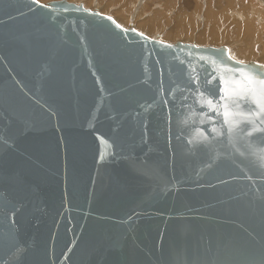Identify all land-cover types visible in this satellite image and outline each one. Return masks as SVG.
Instances as JSON below:
<instances>
[{
	"label": "water",
	"instance_id": "obj_1",
	"mask_svg": "<svg viewBox=\"0 0 264 264\" xmlns=\"http://www.w3.org/2000/svg\"><path fill=\"white\" fill-rule=\"evenodd\" d=\"M108 17L0 0V264H264V137L241 156L184 106L229 47Z\"/></svg>",
	"mask_w": 264,
	"mask_h": 264
},
{
	"label": "snow or ice",
	"instance_id": "obj_2",
	"mask_svg": "<svg viewBox=\"0 0 264 264\" xmlns=\"http://www.w3.org/2000/svg\"><path fill=\"white\" fill-rule=\"evenodd\" d=\"M36 2L38 0H33V3ZM108 19L112 20L111 17ZM116 27L121 26L116 24ZM231 59L228 49L213 50L208 57H199L211 66L203 84L197 68L189 65L186 69L190 73L188 84L195 85V88L185 86L184 91L192 95L193 101L184 106L193 108L198 105L221 117V128H213V132L226 136L227 142L243 156L244 153L237 147L239 142L244 141L251 146L256 139L264 137V65H246L237 60L234 64L238 66H233L226 62ZM170 94L175 97V92ZM187 100L188 95H184L182 104ZM257 150V166L264 171V141L257 146Z\"/></svg>",
	"mask_w": 264,
	"mask_h": 264
},
{
	"label": "rangeland",
	"instance_id": "obj_3",
	"mask_svg": "<svg viewBox=\"0 0 264 264\" xmlns=\"http://www.w3.org/2000/svg\"><path fill=\"white\" fill-rule=\"evenodd\" d=\"M49 1L53 2L60 0H38V2L41 4H47ZM66 1L70 3L78 2L85 4L84 5L85 8L91 10L97 9L100 12V14L109 15L112 18H114L116 22L123 28L127 29L130 25H133L134 28L139 33L151 39H154L157 36H159L160 41L168 44L183 42L189 44L194 43L197 45L200 44L203 46L205 45L204 47H206L207 44H208L207 46H213V47H220L223 46L224 44H227L230 45L229 49L233 51H239L236 48L237 44L239 43L238 40L239 37L238 39L235 38L237 29L234 25H232L229 34L232 37H228V40L222 41L221 43L218 42V40L213 41L215 36L210 38V36H208L207 34H201L204 33L207 27H211L210 25L213 24V28L216 27L218 33L222 35L225 34L223 32L227 31L226 29L229 27V25L233 24L232 20L230 21L228 18L224 20L222 17L223 9L224 8L226 9V7L230 6L227 3V0H222L221 2H219V0H82V1L66 0ZM250 2H253V5H251ZM231 7L233 8V10L230 12L229 16L236 15L239 9L242 10L243 8H247V13L256 14L258 17H264V0H259V1L243 0L242 2L235 3V5ZM207 9L217 12V16L213 21L208 19V16H206V11H208ZM122 18H124L126 21H122ZM215 23L217 24L215 25ZM260 39H263L262 33H260L258 36V40ZM201 40H204L203 41L204 44L202 43ZM258 40H256L255 42H257ZM254 49L256 52L259 53V55H261V47H259V42H257V45H255ZM254 55L257 54L253 53L251 57H253ZM248 58L249 57H247L246 59L249 60L250 58L249 59ZM246 59H241L240 61H245Z\"/></svg>",
	"mask_w": 264,
	"mask_h": 264
},
{
	"label": "bare ground",
	"instance_id": "obj_4",
	"mask_svg": "<svg viewBox=\"0 0 264 264\" xmlns=\"http://www.w3.org/2000/svg\"><path fill=\"white\" fill-rule=\"evenodd\" d=\"M221 1L222 0H219V2H221ZM242 1L243 0H227V3L230 6L226 7V9L224 8L225 10L223 9L222 17H223L224 20L227 19V18L230 21L232 20L233 24L229 25V27L226 29L227 30L226 32H223L225 34L220 35L218 33L216 27L213 28V24L210 25L211 27H207V29H205L204 33H201V34H207L208 36H210V38L215 36L213 41H217L218 40V42L221 43L222 41L228 40V37H232L229 34H230V29H231L232 25H234L236 27V29H237L235 38L238 39V37H239V39H238L239 43L237 44V47H236L237 50H239V51H233V50L229 49L230 50V56L236 61L237 60L240 61L241 59H246L247 57H249L250 58V59L248 58L249 60L246 59L245 61H241V62L248 63L250 61H255L258 64L264 65L263 64L264 62H261V61H264V17H258L256 14L247 13V8H243L242 10L239 9V11L237 10L238 13L236 15L229 16L230 12L233 10V8L231 6L235 5V3H237V2L239 3V2H242ZM257 1H259V0H257ZM49 2H51V1H49ZM250 3H251V5H253V2H250ZM83 5H85V4H83ZM219 5H221V4H219ZM224 5H225V3H224ZM204 7H205V5H204ZM206 16H208V19L213 21L216 18V16H217V12L208 10V11H206ZM122 21H126V20L124 18H122ZM208 21H207V23H208ZM222 23H223V21H222ZM216 24L217 23H215V25ZM227 25H228V22H227ZM260 33H262L263 39L258 40V36H259ZM256 40H258L257 42H259V47H261V55H259V53L256 52L255 49H254L255 45H257V42H255ZM201 41L204 44V42H203L204 40H201ZM211 43H212V41H211ZM224 43H226V42H224ZM191 44H194V43H191ZM195 45H197V44H195ZM197 46H203V45L199 44ZM224 46H227V47L230 48V45L224 44ZM253 53H256L257 55H254L253 57H251V55Z\"/></svg>",
	"mask_w": 264,
	"mask_h": 264
}]
</instances>
